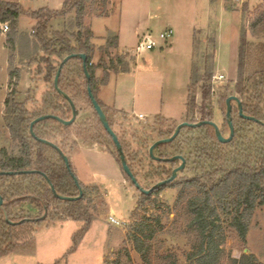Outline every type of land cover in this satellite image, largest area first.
<instances>
[{
    "label": "rangeland",
    "instance_id": "obj_1",
    "mask_svg": "<svg viewBox=\"0 0 264 264\" xmlns=\"http://www.w3.org/2000/svg\"><path fill=\"white\" fill-rule=\"evenodd\" d=\"M65 1L0 0V5L15 2L21 7L14 52L6 47L7 35L0 30V149L6 148L10 152L15 149L3 117L5 100L10 95H14L18 103L28 100L27 108L34 111L42 105L44 93L52 87L51 82L44 81L46 64L43 60L48 55L35 39L29 44L25 38L32 37L37 24L30 13L45 8L60 11ZM244 4H248L247 11H244ZM224 6H232L233 9L228 10ZM262 6L264 0H248L240 4L232 0H110L107 7L109 16L92 21L97 36L105 34V26L121 34L119 50L107 52L106 45L98 49L94 45L93 64L100 66L96 74L99 71L100 74H112L108 95L123 102L128 116V122L123 123L124 129L120 126L117 129L127 132L125 143L131 144L137 179L144 188L148 189L156 180L147 177L158 166L151 155L154 162L148 158L151 145L167 138L184 122L188 102L195 103L196 116L200 117L198 109L203 105L202 83L192 92L189 90L194 66L199 68L201 77L213 68V122L219 128L225 122L224 112L218 105L219 97L231 93L239 80V48L243 28L247 29V41L251 46L244 75L254 76L264 70V34L254 36L249 30L257 8ZM99 11V4L88 8L84 18L87 29H90L87 24L98 17L95 14ZM75 17L73 10L65 17L53 20L48 29L49 36L66 29L76 31ZM169 25L174 35L165 44L164 54L158 50L136 51L139 41L146 34L161 43V31ZM137 34H141L139 39ZM210 39L215 41L214 48L209 45ZM35 43L39 46L36 47ZM211 54H214V67L212 61L206 59ZM12 71L16 73L13 78ZM221 75L223 79L219 78ZM161 106L163 114L156 118ZM83 111L88 117H93L89 107ZM140 113L146 115L143 120L138 118ZM238 129H241L240 123ZM200 137L198 146L187 141V144L184 142L169 150L170 155H182L187 160L179 178L205 173L197 159V152L206 144L205 136ZM96 146L103 152V147ZM105 154L90 155L88 159L76 155L71 158L73 171L81 184L99 188L91 194L93 202L89 207L94 222L77 249L70 253L74 236L85 222L67 218L64 207L56 205L48 211L44 221L24 223L4 232L5 237L0 241V264L191 263L187 256L197 235L189 227L185 212L188 193L181 194L180 188H166L141 205L142 194L129 183L114 157ZM111 215L125 221L127 226L121 228L110 223L108 218ZM141 223L150 226L145 228L142 237L147 248L144 256L128 239V234L135 232L134 227ZM227 236L221 264H232L231 259L242 256V245L236 235L228 231ZM246 248L248 254L256 256L258 264H264V208L253 215Z\"/></svg>",
    "mask_w": 264,
    "mask_h": 264
},
{
    "label": "trees",
    "instance_id": "obj_2",
    "mask_svg": "<svg viewBox=\"0 0 264 264\" xmlns=\"http://www.w3.org/2000/svg\"><path fill=\"white\" fill-rule=\"evenodd\" d=\"M109 3L110 0H66L63 9L60 11H51L45 8L30 13L37 24L32 37L26 36L25 38L29 44L35 39L41 45V50L48 55L43 60L46 64L44 81L51 82L52 87L51 90L44 93L42 105L34 111L27 108L28 100L24 103H18L15 101L14 95H10L5 100V123L10 129L19 153L10 155L6 149L0 151V171L11 172V174L0 176V196L4 200V204L0 206V241L5 237L4 232L6 230H13L14 227L24 223H40L47 218L48 211L52 207L62 205L64 215L67 218L85 222L84 227L74 236L71 253L77 249L80 241L94 222V218L89 213V207L93 202L91 194L99 188L81 184L75 176L73 168H67L58 150L38 139L54 143L65 155L69 156L77 146L75 142L71 144L73 136L85 137L86 139L96 138L103 141L108 147L109 153L122 168L116 145L104 129L88 92V89L91 88L95 99L107 115L114 114L113 110L105 106L98 98L99 87L108 83L110 74H104L101 79L97 78L96 69L100 66L93 64L95 52L92 43L93 34L90 29L85 27L84 23L87 10L91 5L99 4L100 13H96V16H109V10H107ZM225 8L233 9L232 6ZM73 10L76 13V31L71 32L68 29L56 31L50 37L48 29L52 21L65 17ZM247 10L248 4H244V11ZM20 14L21 7L18 3L4 2L0 5V23H10V30L6 34V46L13 52L16 49ZM249 30L254 36H258L260 33L264 34V6L257 8L255 18L249 24ZM214 43V39H210L211 48H214ZM38 44L35 46L38 47ZM250 48L251 46L247 41V29L243 28L239 48V80L235 83L232 92L221 94L218 101V105L225 115V122L220 130L224 137L229 136L226 100L232 95H238L240 98L245 115L254 117L259 122L242 118L238 108L233 110L232 119L235 136L229 143H221L215 129L210 125L183 128L173 142L158 146L154 150V155L162 159H170L175 156V153L170 155L169 150L177 148L181 143L187 144V141L190 142L189 144L196 143L198 146L202 139L200 136H205L206 144L204 143L197 152V159L205 173L191 178H179L178 175L174 181L149 195L138 190L143 197L140 202L141 205L166 188H180L181 194L188 193L185 212L189 218V227L197 235L192 251L187 256L190 264H221L228 231L234 233L242 245L241 258L231 259L232 264H258L256 256L247 253L246 246L253 215L258 209L264 208V70L256 72L254 76L245 77L246 61ZM116 49H118V36L111 34L107 38L106 51ZM72 54H85L87 56V67L91 76L89 81L83 68V60L80 58H73L62 67L59 88L68 94L75 103L77 119L70 126H65L53 118L41 121L34 126L37 139L31 135L30 130L31 123L35 119L49 114L57 115L67 121L72 118L71 106L56 90L54 84V79L63 60ZM206 59L211 60L212 67H214V54L207 56ZM212 70L213 68L208 74L201 77L199 68L194 66L189 90L192 92L202 83L203 105L198 109L200 116L198 118L195 103L190 104L188 102L185 122L196 124L201 121H213ZM15 74L12 71L11 77L13 78ZM87 107L94 111V115L88 121L83 122L81 121V110ZM159 117L161 116L156 118ZM239 123L241 129H238ZM247 124H251V126L248 127ZM175 129L169 133L167 138L173 135ZM188 136H194V138L189 139ZM187 137L188 139L183 141ZM119 138L127 155L128 165L137 179L134 153L131 154L130 145L125 143V138ZM148 157L151 162H154L149 153ZM179 163L180 161H174L171 162V165L157 166L155 170L147 174V177L155 178L154 184L169 179L172 176L173 167ZM124 175L129 182H132V179L125 172ZM47 178L54 185L59 195L78 197L80 189H83L82 198L78 201L67 202L56 199ZM137 182L144 190L153 186L146 189L139 183L138 179ZM147 227L150 228L145 223H141L134 227L135 232L128 234V239L133 242L134 248L142 256L147 251L146 242L142 238Z\"/></svg>",
    "mask_w": 264,
    "mask_h": 264
},
{
    "label": "water",
    "instance_id": "obj_3",
    "mask_svg": "<svg viewBox=\"0 0 264 264\" xmlns=\"http://www.w3.org/2000/svg\"><path fill=\"white\" fill-rule=\"evenodd\" d=\"M73 58H80L83 60V68H84V71H85V74H86V77L87 79L90 81L91 80V76L89 74V71H88V67H87V56L85 54H72V55H69L67 56L62 64H61V67L54 79V84H55V88L56 90L67 100V102L69 103V105L71 106V109H72V118L70 120H64L62 118H60L59 116L57 115H52V114H49V115H45V116H41L37 119H35L32 123H31V135L33 137H36L35 133H34V126L41 122V121H44L46 119H50V118H53L57 121H59L61 124L65 125V126H70L72 124L75 123L76 119H77V108H76V105L75 103L73 102V100L71 99V97L66 94L65 92H63L60 88H59V78H60V75H61V71H62V67L71 59ZM88 92H89V97L92 101V104H93V107L96 111V113L98 114V116L100 117V120L105 128V130L107 131V133L112 137L115 145H116V148L118 150V153L120 155V158H121V162H122V167H123V170L124 172L132 179V182L135 184L136 188L138 190H140L143 194L145 195H149L151 194L152 192H154L155 190L161 188V187H164L165 185H167L168 183L174 181L178 174L185 169L186 167V159L181 156V155H176L170 159H165L164 161L166 162H174V161H177V160H180L181 161V165L178 166L177 168H175L173 170V173H172V176L169 178V179H166V180H163V181H160L158 182L157 184H155L154 186H152L150 189L148 190H144L141 188V186L138 184L137 182V179L134 177L133 175V172L131 171L130 167L128 166L127 164V161H126V158H125V154L123 152V148H122V145L118 139V136L116 135V133L114 132V130L111 128L108 120H107V116L106 114L104 113L101 105L98 103V101L95 99V96L93 95L92 93V90L91 88L88 89ZM233 102H236L238 103L239 105V114L242 118L246 119V120H249V121H255V122H259V120H257L256 118L254 117H251V116H247L245 115L244 111H243V106H242V103L241 101L239 100V98L237 96H229L226 100V104H227V121H228V124H229V128H230V134L228 137H224L223 134L221 133V130L219 128V126L213 122V121H201V122H198L196 124H191L189 122H182L180 123L173 135L169 138H164V139H160L156 142H154L150 149H149V152H150V155L152 158H154V160L156 161H161L160 158L156 157L154 155V150L162 145V144H167V143H171L173 142L180 134V132L182 131L183 128L185 127H201L203 125H210L212 126L214 129H215V132H216V135L219 139V141L221 143H229L232 141V139L234 138L235 136V127H234V124H233V119H232V112H233ZM264 125V123H263ZM37 138V137H36ZM38 139V138H37ZM40 142L46 144V145H49L55 149L58 150V152L60 153V155L62 156L64 162L66 163V166L68 169H71V166H70V161H69V158L61 151L60 148H58L54 143L52 142H49L47 140H44V139H38ZM21 173H28V172H21ZM4 174H11V173H4V172H0V176L1 175H4ZM74 178L76 179V177L74 176ZM47 181L49 183V186L54 194V196L60 200H63V201H77L79 199L82 198L83 196V190L80 189V195L78 197H65V196H61L59 195L56 190H55V187L54 185L51 183V181L47 178ZM77 185L79 186V183L77 182ZM3 205V198L0 196V206Z\"/></svg>",
    "mask_w": 264,
    "mask_h": 264
},
{
    "label": "crops",
    "instance_id": "obj_4",
    "mask_svg": "<svg viewBox=\"0 0 264 264\" xmlns=\"http://www.w3.org/2000/svg\"><path fill=\"white\" fill-rule=\"evenodd\" d=\"M211 2H213V1H216V0H210ZM225 7V6H224ZM108 17V16H107ZM107 17H95V18H93L91 21H89V23L87 24V25H89L90 26V30L92 31V34H93V38H92V43L95 45V47L98 49L99 47H101V46H103V45H106V42H107V38L109 37V35H111V34H114V35H117L118 36V48L120 47V43H121V41H122V38H121V34L120 33H116L115 31H112L108 26H105V34L104 35H100V36H97V34L95 33V30H94V27H93V20L94 19H98V18H107ZM168 28H172L170 25L169 26H166L165 28L163 27V29H162V31L161 32H163V31H165L166 29H168ZM173 29V28H172ZM140 35L141 34H137V38L139 39L140 38ZM146 35H148V34H146ZM145 36V35H144ZM141 41V40H140ZM139 41V42H140ZM7 47V46H6ZM119 50V49H118ZM164 50H165V48L163 49V50H161V51H159V53H161V54H164ZM101 72L99 71V72H97V74H96V76H97V78H99V79H101L103 76H104V74H100ZM111 75L112 74H110V77H111ZM110 77H109V81H110ZM108 81V83L107 84H105V85H101L100 87H99V92H98V97H99V99L106 105V106H108V107H112V108H114L115 110H117V111H121V112H124V113H126V111H125V106L124 105H122L123 104V102L122 101H120V100H118V99H115V96H114V99H113V97L111 98V97H109V95H108V86H109V84H110V82ZM161 104H162V102H161ZM134 105V104H133ZM135 106V105H134ZM158 110V109H157ZM134 111V110H133ZM155 111H156V109H155ZM135 112V111H134ZM163 112V108H162V106H161V110H160V108H159V110H158V116H162V113ZM139 115H143L144 117L146 116V115H144V113H140ZM106 152H105V150H103V152H101L100 150H98V149H96L95 148V146H88V147H85V146H80V147H76V149L71 153V155H70V158H72V156L74 155H76V156H81V157H83V158H85V159H88V157L87 156H90V155H106L105 154ZM108 154V153H107Z\"/></svg>",
    "mask_w": 264,
    "mask_h": 264
},
{
    "label": "flooded vegetation",
    "instance_id": "obj_5",
    "mask_svg": "<svg viewBox=\"0 0 264 264\" xmlns=\"http://www.w3.org/2000/svg\"><path fill=\"white\" fill-rule=\"evenodd\" d=\"M232 96H235V95H232ZM238 97V96H237ZM99 98V97H98ZM239 98V97H238ZM100 100V99H99ZM239 100H240V98H239ZM101 101V100H100ZM241 101V100H240ZM102 102V101H101ZM103 103V102H102ZM242 103V102H241ZM104 104V103H103ZM105 105V104H104ZM106 106V105H105ZM102 107V106H101ZM108 107V106H107ZM109 108H111L112 110H113V112H114V114H106L105 113V111H104V113L106 114V116H107V120H108V122H109V124H110V126H111V128L114 130V132L116 133V135L118 136V139H119V141H120V138L119 137H124L125 138V136L127 135V132H125L124 133V131L125 130H122V129H120V130H118L117 129V126H120V128H123L124 129V126H123V123H126V122H128V116H127V114L126 113H124V112H121V111H117V110H115L114 108H112V107H109ZM239 109V105H238V103H236V102H233V110H235V109ZM102 109H103V107H102ZM4 112H5V103H4ZM92 115H94V111L92 110ZM98 115V114H97ZM3 117H4V113H3ZM90 118H92V117H88L86 114H84V111L83 110H81V121H83V122H86V121H88ZM118 118H119V120H118ZM99 119H100V117H99ZM141 120V119H140ZM4 121H5V119H4ZM101 121V120H100ZM185 122V121H184ZM102 123V122H101ZM5 125H6V123H5ZM103 125V124H102ZM6 127H7V125H6ZM7 129H8V131H9V133H10V137L12 138V140L14 141V138H13V136H12V134H11V132H10V129L7 127ZM105 129V128H104ZM84 132H86V131H84ZM107 132V131H106ZM73 142H75L76 143V145L78 146V147H80V146H85V147H88V146H95V145H97V146H100V147H103L102 149L103 150H105V152L106 153H108V154H110L109 153V151H108V147L103 143V141H99V140H97L96 138H94V139H86L85 137H74V139L71 141V144H73ZM121 143V142H120ZM14 147H15V149L12 151V152H10L8 149H6V148H1L0 149V151L1 150H3V149H6L8 152H9V154L10 155H17L18 153H19V151H18V148H17V144H16V142L14 141ZM122 145V144H121ZM130 145V148H129V150H130V152H131V154L133 153L132 152V148H131V144H129ZM76 146V147H77ZM96 146V147H97ZM122 148H123V146H122ZM150 149V148H149ZM149 149H148V153L150 154V152H149ZM118 151V150H117ZM73 152V151H72ZM71 152V153H72ZM123 152H124V149H123ZM71 153L69 154V156H67L68 158H69V161H70V166L72 167V165H71V158H70V155H71ZM124 154H125V152H124ZM111 155V154H110ZM157 157V156H156ZM125 158H126V161H127V164H128V159H127V155L125 154ZM149 158V157H148ZM158 158H160V157H158ZM115 159V158H114ZM161 159V161H156V163L158 164V166H160V165H164V164H170L171 165V162H166V161H164L165 159H162V158H160ZM120 160H121V158H120ZM115 161H117L116 159H115ZM177 161H180V160H177ZM187 162V161H186ZM122 163V162H121ZM119 164V163H118ZM132 164H133V162H132ZM181 165V161H180V163L178 164V165H176L175 167H173V169H172V173H173V170L175 169V168H177L178 166H180ZM129 166V165H128ZM121 167V166H120ZM130 167V166H129ZM123 168V167H122ZM131 169V168H130ZM122 171H124V170H122ZM132 171V170H131ZM0 172H3V171H0ZM4 173H6V172H4ZM9 173V172H8ZM11 173V172H10ZM124 173V172H123ZM179 175V174H178ZM76 176V175H75ZM77 177V176H76ZM78 179V178H77ZM79 180V179H78ZM158 182H160V181H158ZM157 182V183H158ZM130 184H134L133 182H129ZM157 183H155V184H157ZM154 184V185H155ZM153 185V186H154ZM135 188H136V186L135 185H133ZM51 189V188H50ZM137 189V188H136ZM83 190V189H82ZM138 190V189H137ZM80 195V194H79ZM56 198V197H55ZM56 199H58V198H56ZM58 200H60V199H58ZM80 200V199H79ZM61 201H63V200H61ZM78 201V200H77ZM65 202H67V201H65ZM3 204H4V200H3Z\"/></svg>",
    "mask_w": 264,
    "mask_h": 264
},
{
    "label": "built area",
    "instance_id": "obj_6",
    "mask_svg": "<svg viewBox=\"0 0 264 264\" xmlns=\"http://www.w3.org/2000/svg\"><path fill=\"white\" fill-rule=\"evenodd\" d=\"M232 1H234L237 4H240V3H245L248 0H232ZM0 30H1L2 34H7L9 32V30H10L9 23L8 22L3 23L0 26ZM33 33H34V31H33ZM173 35H174V30L172 28L166 29L159 36V38L161 40V43H159L158 41L154 40L150 34L145 35L141 39V41L139 42V45L136 48V51L140 52L141 50H145V49L149 50V51H154V50L161 51V50H163L165 48V44L168 42V40H170L173 37ZM219 78L223 79L224 76L221 75ZM138 118L143 120L145 117L143 115H138ZM108 220L110 221V223H112L114 225H117V226H119L121 228H124V227L127 226V223L125 221H119L113 215L109 216Z\"/></svg>",
    "mask_w": 264,
    "mask_h": 264
}]
</instances>
